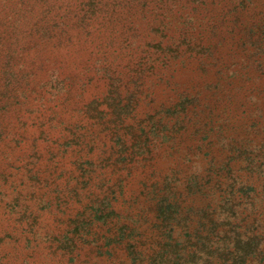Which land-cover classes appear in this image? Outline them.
<instances>
[{
    "label": "rangeland",
    "instance_id": "1",
    "mask_svg": "<svg viewBox=\"0 0 264 264\" xmlns=\"http://www.w3.org/2000/svg\"><path fill=\"white\" fill-rule=\"evenodd\" d=\"M161 2L0 0V264H132L125 241L115 243L118 248L109 252L108 246L96 248V244L114 242L123 223L133 230L127 241L141 240L152 248L163 240L154 200L145 197L136 201L139 183L127 185L123 176L115 177L119 179L117 183H110L113 188H122L114 199L120 215L82 238L77 243L75 259L66 250L55 249L72 228L70 220L88 209L90 203L72 207V198L62 197L54 189H39L36 178L41 175L34 174L32 155L37 153L38 144L39 152L46 157L57 152L64 171H73V178L77 174L75 161L86 144L109 141V130L118 125L114 119L107 122L111 111L118 109L117 94L121 98L138 92L141 113L124 121V129L117 126L112 141L119 139L130 145L140 128L147 126V136L158 151L152 160L154 170L162 175L176 174L182 188L190 173L210 180L214 170L228 165L231 169L227 176L217 171L221 179L217 183H222L223 189L218 190L216 201H221L228 185H234V192L237 187L251 185L255 180H251L252 175H263L264 164L258 165L264 163V41L252 37L250 28L258 23L264 25V0H202L204 5L196 2L194 11L188 6L176 16L167 13V4ZM174 3L178 4L177 0ZM94 4L97 10L91 14L92 10L87 9ZM163 12L174 15L165 20L171 35L180 34L186 19L198 33L209 26L207 20L211 17L213 35H208H212L215 53L179 58L170 68L157 64L150 73L130 70L132 62L126 57L120 62L122 78L117 79V73L113 75L115 83H119L114 91L108 75L92 66L98 49L112 52L133 33L138 34L136 39L133 37L134 46L159 41L156 30L163 26ZM136 23L139 26L135 30ZM131 26L132 31H125ZM126 42L127 45L133 40ZM187 97L197 101L183 113L185 117L180 112H170ZM152 115L155 118L147 124ZM76 126L84 131L87 140L75 145L68 130H64ZM171 129L175 133L167 131ZM64 148L68 150L65 156ZM244 150L252 152L253 157L246 158ZM203 151L209 155L204 156ZM138 164L125 166L132 171ZM39 165L35 170L43 172L41 178L48 182L54 174L62 173L55 163L42 161ZM121 165L116 163L117 167ZM59 181L62 182L55 181L58 188ZM259 183L254 192H249L257 194L263 210L260 197L264 180L259 178ZM236 193L232 194L234 199ZM67 201V209L62 208ZM192 204L188 203L179 214L181 223L178 219L175 226H166L180 240L209 223L199 219ZM243 207L245 203L240 205ZM215 216L211 213L210 218ZM108 236L114 240L110 242ZM219 237L212 238V243L221 244L217 242Z\"/></svg>",
    "mask_w": 264,
    "mask_h": 264
},
{
    "label": "trees",
    "instance_id": "2",
    "mask_svg": "<svg viewBox=\"0 0 264 264\" xmlns=\"http://www.w3.org/2000/svg\"><path fill=\"white\" fill-rule=\"evenodd\" d=\"M161 1V5L167 4L164 10L167 13L175 14V16L179 15L178 11L187 9L188 6L194 11L196 8L192 7L197 5L196 2L204 5L201 2L202 0H177L178 4L174 3L176 0ZM175 5L178 8H175ZM96 7L94 4V6L89 7L87 10L88 12L92 10L91 14H95ZM163 13L161 14L163 17L161 24L163 26H160L156 30L157 34H160L159 37L161 39L159 41L146 43L143 46H134L138 34L133 33L132 36L135 39L130 36L124 37L122 45L112 50V52L103 50L101 47L98 49L99 54L95 55V65L93 64L92 66H95L97 71H102L103 74L108 75L111 84L110 88L114 91L117 89L115 88V84L119 83H115L113 75L117 73V79L122 78L123 71L120 62L126 59V57L129 58V62H132L133 67H130V70L136 73H150L155 70L157 64L163 68H170L171 64L179 58L186 60L187 56L204 57L205 55L209 56V54L215 53L216 48L211 47L213 46L211 42L213 34L210 29L214 28L210 24L211 17L207 20L209 26L198 33H195L196 28L186 19L183 21L185 26L181 28L180 34L171 35L166 29L167 23L165 20L174 15L170 16ZM260 13L262 14L263 12ZM180 19H182V16H180ZM138 26L136 23L134 29L136 30ZM132 29L133 27L131 26L125 31H132ZM250 31L252 32V37H255L260 42L264 41V25L262 23L255 24L250 28ZM210 33L212 34L211 36L208 35ZM166 37L170 38L166 39ZM128 39L133 40L132 44H125ZM110 46L112 47L113 44H110ZM92 54L96 53L93 52ZM107 71H109V74ZM120 96V94L116 96L119 97L118 104H116L118 109L111 111V116L107 122L109 123L114 119L113 122H116L117 126L120 125L124 129V121L127 122L133 116L141 113V96L138 92H131L128 96L121 98ZM193 101L197 100L188 99V97L180 100L170 112H180L185 117V111L189 108L190 104H193ZM154 118L155 115L149 116L147 124L151 123ZM154 124H157V122H154ZM117 126L113 125V128L111 127L109 130V141H101V145H98V141L93 140L92 144H86V148L82 150L79 159L75 161L77 174L75 173L73 178V171H64L63 166H61L63 162L59 159L61 156L57 158L59 155L57 152L46 157L45 154L42 155V151L39 152L38 144L37 153L32 155V158L35 160L32 167L35 171L34 174L41 175L40 177H35L39 189L48 188V191L54 189L58 195L72 198V207L81 206L83 202L90 203L88 209H82L81 212H78L70 220L72 228L66 233L62 243L60 242L55 247L56 250L62 248L75 259V251H79L77 243L82 238L92 233L95 228L109 223L111 219L120 215L118 208L114 204V199L120 195L122 188L119 185L117 188H113L110 183L114 181L117 183L119 179L116 180L115 177L124 176L127 179V185H133L136 181L139 183V192L135 194L136 201L145 197H148L151 201L154 200V204L157 207L156 218L160 220L158 227L163 232V240L154 243L152 248L141 240L127 241V238L132 237L133 230L129 224L123 223L119 228L120 234L115 240L116 242L96 244V248L108 246L106 251L109 252V250L118 248V245L115 243L120 244L122 241H125L124 248H126L128 254L132 257V264H264V209L260 210V200L259 197H256L257 194L249 192H254L258 188L260 185L259 178L262 181L264 180V170L261 176L259 174L256 176L252 175L251 180H255L246 188L235 187L236 190L233 192L234 185H228L223 200L216 201L218 190L223 189L221 187L222 183L220 185L217 183L221 180L219 179L220 173L217 171L222 170L226 174L225 176H227L230 173L231 166L226 165L225 167H220L218 170H214L211 173L212 176L209 175L210 180H205L203 176H198L196 172H192L190 173L189 181L182 188L180 184L181 179L176 174L164 172L162 175L156 173L157 169L154 170L152 160H154L158 151L152 139L147 136V126L140 128L136 141L130 145H126L119 139L112 141L113 137L111 135L118 129ZM210 129L206 131V134L209 133ZM64 131H67V135L72 138V142L75 145L87 140V138L85 139V134H83L84 131L77 126ZM167 131L175 133L173 129ZM24 141L25 138H22L21 142ZM210 143L211 140L206 145L208 146ZM67 152L68 150L64 148L62 154L65 156ZM203 152L204 156L207 157L209 155V152ZM244 154L246 158L253 157L250 151L244 150ZM42 161H48L49 163H53V165L55 163V167L61 169L62 173L56 175L54 174L56 173L54 169L52 171L54 175L50 182L41 178L44 175L43 172L39 174L35 170V167L36 165L40 167L39 164ZM116 163L122 165L117 167ZM131 163H139V166H135L137 169L129 171L125 164ZM263 164L260 162L258 166L261 167ZM192 167L194 165L190 166V168ZM214 177L217 180L215 183L213 182ZM221 177L222 180H226L225 177ZM58 180L62 181H59L61 183L59 184L61 185L60 188L55 183ZM23 182L18 185H22ZM235 192H237V199H234L232 196ZM261 194L263 196L260 198L264 199V190H261ZM249 198L251 201L248 203ZM262 199L261 201L263 202L264 200ZM25 200H28V196H25ZM68 202H63L64 206L62 208L67 209ZM188 203L189 205L193 203L192 205L198 211V217L202 222L208 221L209 223L208 225H203V228H200V230H196L197 232H189L187 235H183L184 238L180 240L179 237H175L173 229L171 228L168 231L169 228L166 226L170 227L173 224L175 226V222L178 219L179 223H181L183 218H179V214L188 206ZM243 203H245L246 207L241 209L240 205ZM211 213L216 216L210 218ZM185 217L187 218L188 216H184V219ZM21 218L19 217V219ZM164 228L166 231H163ZM216 236H220L217 239V242L221 243L219 245L214 244V242L212 243L215 240L212 238H216ZM108 239L110 242L114 240L111 236H108ZM110 245H112L111 248L109 247Z\"/></svg>",
    "mask_w": 264,
    "mask_h": 264
}]
</instances>
